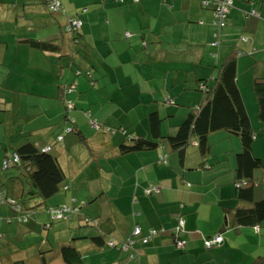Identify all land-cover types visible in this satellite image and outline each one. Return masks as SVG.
<instances>
[{"label":"crops","instance_id":"crops-1","mask_svg":"<svg viewBox=\"0 0 264 264\" xmlns=\"http://www.w3.org/2000/svg\"><path fill=\"white\" fill-rule=\"evenodd\" d=\"M63 5V11L52 12L43 0H0V165L21 143L51 146L66 176L48 204L77 199L73 214L59 225L58 231L66 233L61 239L51 241L48 234L44 239L46 232L40 229L32 232V241L27 242V234L24 241L11 239L9 228L4 231L0 224V264H63L65 242L80 250L85 264H247L264 255V230L235 225V210L242 205L235 190L242 150L237 135L214 132L207 154L192 145L182 162L168 143L163 149L123 154L124 136L93 130L84 115L88 109L105 126H129L149 136V115L156 111L167 135L204 100L198 85L214 82L215 66L237 45L246 51L255 47L237 59L238 83L261 133L253 150L264 163V123L256 114L252 88L255 74L264 75V0H234L214 49L217 60L209 55L219 32L213 5L205 7L202 0H63ZM253 8L263 18L245 14ZM71 17L82 20L77 41L64 32ZM27 38L54 41L61 49L44 52ZM77 69H91L97 89L83 74L76 76ZM69 84L76 87L66 96ZM65 97L75 103L71 115L82 135L74 132L60 142L70 125L64 117ZM169 97L174 103L167 102ZM161 150L167 154L165 164L158 161ZM6 171L15 195L26 192V177L14 167ZM155 185L159 191L149 194ZM4 212L0 206V221ZM88 216L96 222L83 226ZM179 216L185 219L180 234L187 248L182 252L175 249L174 238ZM52 225L46 229L49 234ZM137 225L143 235L151 229L164 231L146 245L137 243L138 256L132 260L126 252L91 239L103 235L120 243ZM218 232H224V244L205 249L201 235Z\"/></svg>","mask_w":264,"mask_h":264},{"label":"trees","instance_id":"trees-1","mask_svg":"<svg viewBox=\"0 0 264 264\" xmlns=\"http://www.w3.org/2000/svg\"><path fill=\"white\" fill-rule=\"evenodd\" d=\"M117 1V0H113ZM123 0L117 1L122 2ZM47 8L52 12H61L64 9L63 0L60 8L52 6V0H43ZM208 2V3H206ZM229 3L226 11H222L225 7L221 3ZM203 6L213 5V24L219 29L215 34L217 39L210 43L212 50L210 57L218 58V53L214 50L220 43V30L227 26L231 9L234 7V0H202ZM247 16L263 18L260 12L253 8L249 11H244ZM222 14L224 15L222 19ZM82 26V20L76 17H71L64 25V32L76 35L75 31H79ZM127 37H130V35ZM77 41V36H75ZM241 40L247 41L246 36H241ZM28 44L34 48L46 51H60V45L54 41L36 40L34 38L26 39ZM254 51L256 48L254 47ZM254 51H246L236 46V51L230 54L221 65L215 66L218 70L217 75L213 78V83L209 85L207 81L199 83L198 88L204 95V100L193 107L189 114L178 126L176 131L164 134L161 131L162 117L156 112L152 111L149 115L150 135L136 134L132 127L118 126L116 128L105 126L100 123L92 114L91 110H84V115L89 126L95 131H104L111 135L121 134L124 139L120 143V150L123 154H128L137 151L156 150L157 148H164L162 145L168 143L170 147L178 152L180 160L183 162L187 158V149L195 145L202 154H207L210 150L209 136L210 134L225 130L231 134L237 135L241 139L242 150L237 154L236 165V197L242 205L235 210V225L236 227H255L256 231L264 230V163L262 159L255 155L253 150V143L257 137V131L252 123V116L248 110L247 100H245L238 83V68L237 59L239 56L252 54ZM72 64H70V67ZM76 76L84 75L91 83V88L96 87V78L91 69L75 70ZM253 92L256 97V106L258 112L256 113L262 123H264V75L256 73L253 81ZM75 85L69 84L65 87L64 94H73ZM168 103H174L173 99L169 97ZM249 102V101H248ZM258 104V105H257ZM250 105V104H249ZM65 119L69 122L64 134L58 137V141L62 142L66 135L76 132V119L71 115L75 109V103L71 97H65ZM263 132V131H262ZM260 133V132H259ZM261 136V133H260ZM264 137V133L262 134ZM15 142L18 135L15 136ZM83 138V136H81ZM84 139V138H83ZM18 144V143H16ZM51 146L39 147L32 142H24L15 146V150L2 159L0 165V206L5 209L3 220L0 221L2 228L8 227V235L10 238L22 239L28 235L27 242L32 241V232L40 228L47 229L49 222L45 220L44 212L50 214L51 221L65 220L69 214L62 218H55V210L61 207H74L77 199H73L72 203H61L56 205L48 204L56 193L60 192L61 185L66 176V172L58 158L51 151ZM159 163H167V154L161 150L159 155ZM16 168L19 174H23L28 182V189L21 192V195H15L8 184L10 183V174L7 169ZM209 167V166H208ZM2 178L6 181L4 182ZM10 179V180H9ZM152 187L149 194L155 191ZM158 192V191H157ZM32 200V201H31ZM47 207V210L42 207ZM55 209V210H54ZM43 212V213H42ZM42 213V214H39ZM43 217V219H42ZM185 219L179 216L180 222ZM85 225H93L94 218L88 216L84 217ZM51 223V224H52ZM95 224V223H94ZM184 226V225H183ZM183 226H179L174 230L175 249L184 251L187 248L186 240L181 236ZM131 235L123 242H115L112 239L106 240L103 235L92 236L91 239L100 245H107L110 248L124 251L127 257L132 260L138 256L136 249L137 243L146 245L155 236L164 231L161 229H151L147 235H135L134 230ZM49 228V227H48ZM6 228L4 229V231ZM18 230H20L18 234ZM152 231H156L152 234ZM16 232V233H15ZM14 234V235H12ZM27 234V235H25ZM264 236V231L261 233ZM217 236L222 238L221 242H214ZM147 238V241L144 240ZM203 247L207 250L220 247L224 244V232H218L213 235H201ZM9 239V238H8ZM113 242V245L110 244ZM179 242L183 243L179 247ZM213 242V243H212ZM61 255L63 264H85L80 250L72 244V242H65L61 246ZM43 252V250H42ZM14 264H25L23 260L17 261ZM47 264V263H46ZM247 264H264V255L247 262Z\"/></svg>","mask_w":264,"mask_h":264},{"label":"built area","instance_id":"built-area-1","mask_svg":"<svg viewBox=\"0 0 264 264\" xmlns=\"http://www.w3.org/2000/svg\"><path fill=\"white\" fill-rule=\"evenodd\" d=\"M117 1H120V0H117ZM61 3H62V0H52V6L54 8H60L61 6ZM208 3V2H206ZM221 5H224L225 7L222 9V11H226L227 10V6L230 5V2L229 3H221ZM227 5V6H226ZM224 15L222 14V19H223ZM155 191H159L158 187H155L153 188ZM151 191V190H149ZM149 193V192H148ZM55 210V209H54ZM75 210V208H71V207H61V208H58L55 210V218H62L64 216H66L67 214H69V211L70 212H73ZM180 225L183 226L184 225V220H182L180 222ZM156 231H152V234H155ZM134 234L135 235H139L141 234V228L140 227H136L135 230H134ZM147 241V238L144 239ZM222 241V238L220 236H217L216 239L214 240V242H221ZM213 243V242H212ZM111 245H113V242H110ZM179 247H182L183 246V243L182 242H179Z\"/></svg>","mask_w":264,"mask_h":264},{"label":"rangeland","instance_id":"rangeland-1","mask_svg":"<svg viewBox=\"0 0 264 264\" xmlns=\"http://www.w3.org/2000/svg\"><path fill=\"white\" fill-rule=\"evenodd\" d=\"M256 130H257V129H256ZM158 189H159V187H158ZM48 203L51 204V202H48ZM43 209L47 210V207L43 206V207H42V210H43ZM43 212H44L45 220H46L47 222H49L48 224H51L52 221H51V216H50V214L45 213L46 211H43ZM43 212H42V213H43ZM42 213H39V214H42ZM86 214H88V213H86ZM42 215H43V214H42ZM42 219H43V217H42ZM61 223H63L62 220H59V221H53V225H52L53 228L50 230V234H49V231L46 230L45 228H44V229L40 228V231L43 232V234H44V232H46V233L43 235V238L46 239L47 234L50 235V237H51V241H52V240H55V239H61L62 237H64L66 233H65V232H61V231H58V230H59V225L61 226ZM82 223H83V222H82ZM83 226H85V224H83ZM49 227H50V226H49ZM56 230H57V232H56ZM39 238H40V237H39ZM39 238H37L36 242L40 240ZM247 245H249V244H247Z\"/></svg>","mask_w":264,"mask_h":264}]
</instances>
